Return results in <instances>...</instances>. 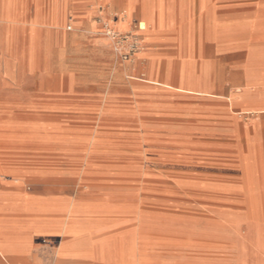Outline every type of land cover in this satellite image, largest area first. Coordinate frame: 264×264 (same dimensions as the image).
Returning <instances> with one entry per match:
<instances>
[{"label": "rangeland", "instance_id": "1", "mask_svg": "<svg viewBox=\"0 0 264 264\" xmlns=\"http://www.w3.org/2000/svg\"><path fill=\"white\" fill-rule=\"evenodd\" d=\"M125 1L0 0V180L18 178L23 192L72 183L71 195L121 207L100 209L120 213L112 225L134 210L112 253L114 236L100 239L107 263L128 261L132 230L143 238L133 264H264V107L244 110L264 102L244 92L247 74L264 73L256 1L212 0L209 14L207 0H137L140 20ZM37 2L42 22L47 8L64 16L40 31L35 55L47 49L55 78L43 86L19 25L1 20L18 11L26 22ZM17 129L51 139H4ZM160 225L172 238L150 231Z\"/></svg>", "mask_w": 264, "mask_h": 264}, {"label": "crops", "instance_id": "2", "mask_svg": "<svg viewBox=\"0 0 264 264\" xmlns=\"http://www.w3.org/2000/svg\"><path fill=\"white\" fill-rule=\"evenodd\" d=\"M255 1L257 3V0ZM212 2V0L208 2L211 7L209 14L214 9ZM143 4L137 6V0L134 4L135 10L138 7L139 20L141 19L139 12ZM126 6L127 0L124 9ZM257 15L264 18V14L257 13ZM208 41L215 45L220 43ZM261 57L264 62V57ZM254 78H264V73L247 74L244 92L254 91L246 87L248 79ZM261 90L264 91V88ZM208 94L209 91L201 95ZM260 105L264 107V102L250 104L245 106L244 110ZM62 185L65 192L63 190L58 192V188L54 187L57 186L56 184H46L45 188L23 192L18 178L12 176L0 180V264H50L51 259L55 260V264H112L101 261L96 253L103 246L100 239L105 233L124 230L119 228L121 224L112 226V221L121 216L117 213L106 215L99 209L103 206H120L102 199H90L83 194L71 195L69 191L73 189L74 184ZM102 225H107L109 228L97 232L98 227ZM129 232L136 238L139 237L134 231L129 230ZM136 248L137 245L132 255Z\"/></svg>", "mask_w": 264, "mask_h": 264}, {"label": "bare ground", "instance_id": "3", "mask_svg": "<svg viewBox=\"0 0 264 264\" xmlns=\"http://www.w3.org/2000/svg\"><path fill=\"white\" fill-rule=\"evenodd\" d=\"M209 2V0H207ZM49 2H47V6L49 5ZM41 9H42V5L40 2H37V3H32V6H31V19L26 21V22H21L20 18H21V15L18 11H13L14 14L12 16L9 17V19H5L4 20V16L2 17L1 20L5 21V22H9V23H16L19 25V31H20V36H19V41L23 44H26L28 43V46H29V54H30V57H29V60H28V64H27V71L29 73H32L36 79H38L39 81V84L41 86L43 85H46V84H49L51 82H54V76L52 75L51 73V70L53 65L52 62L51 63V57H50V53L47 51V49H45V55L43 58H38L37 54L35 55V52L38 53V50H39V35H40V31L41 29H46L48 30L47 32L49 31H54V30H57V28L61 27L63 25V22H64V16H61V18H58L60 16H53L54 15V10H53V14H52V11L49 10L47 8V19L46 21L42 22L41 19H40V13H41ZM256 10H257V13L259 14H264V0H257V3H256ZM150 13V12H149ZM60 14V13H59ZM151 17L153 19H155V15L153 13H150ZM46 16V15H45ZM145 19V18H144ZM44 24V25H43ZM139 27L141 30H144L146 29L145 27V23H140L139 24ZM9 29H14L12 26L9 27ZM19 42V43H20ZM256 45V44H255ZM258 45V44H257ZM263 45V44H262ZM53 50V49H52ZM47 52V53H46ZM55 52V50L53 51ZM57 52H55L56 54ZM57 56V55H56ZM53 57V56H52ZM264 57V56H263ZM55 65V64H54ZM59 67V66H58ZM58 69V68H57ZM58 72V71H57ZM30 76V75H29ZM64 87V86H63ZM76 88V87H75ZM262 89V87L260 85H256V88H254V91L256 90H260ZM53 92V91H52ZM35 97V96H34ZM43 98V97H42ZM52 98V97H51ZM57 98V97H56ZM70 99V98H69ZM77 99V98H76ZM121 100V99H120ZM34 113V112H33ZM57 114V113H55ZM68 115V114H67ZM77 116V115H76ZM79 116V115H78ZM97 116V115H96ZM157 129V128H155ZM159 129V128H158ZM165 129V128H164ZM168 129V128H167ZM42 129H39V131L37 132H34L32 130H22V129H17L15 130L14 134L11 135L10 137H7V138H4V139H12V140H17V141H24V142H33V141H40L41 142H48L50 140L48 139H51L49 133H47L46 131H41ZM125 132V131H124ZM38 133V134H37ZM48 140V141H47ZM37 141V142H38ZM91 144V142H90ZM28 145V144H27ZM78 155V154H77ZM242 160V159H241ZM241 163V162H240ZM25 165V164H24ZM141 165V164H140ZM249 167H251L252 169H254V164L251 160V157H250V160H249V163H248ZM158 169V168H157ZM54 171V170H53ZM124 172V171H123ZM144 172V170H143ZM244 173V172H243ZM166 174V173H165ZM245 175V174H244ZM31 181V180H30ZM34 181V180H33ZM33 181L31 182L33 184ZM36 181V180H35ZM38 181V180H37ZM81 181V180H80ZM28 183V182H27ZM78 183V182H77ZM29 185V184H28ZM40 185V184H39ZM46 185V184H44ZM77 185V184H76ZM99 186V185H98ZM125 186V185H124ZM44 187V186H43ZM80 187V186H79ZM247 187V186H246ZM90 189V188H89ZM88 191V190H87ZM91 191V190H90ZM162 191V190H161ZM168 192V191H167ZM251 192V191H250ZM77 193V192H76ZM176 193V192H175ZM254 193V192H253ZM95 199V198H94ZM133 199V198H132ZM135 199V198H134ZM116 206V205H115ZM163 207V206H162ZM113 208H117V209H121V207H111V206H103L102 208L100 209H103V210H106V211H109ZM124 209H126L125 207H122ZM140 208V207H139ZM172 208V207H171ZM99 209V210H100ZM127 210V216H125L124 218H122L120 221H118L117 223L113 224L112 226L113 227H116L118 224H122V223H125V222H128V221H132L134 220L133 216H131L132 214L135 215V212L134 210H130V209H126ZM174 210V209H173ZM183 210V209H182ZM181 210V211H182ZM186 210V209H185ZM188 210V209H187ZM147 211V210H146ZM184 211V210H183ZM197 211V210H195ZM189 212V211H187ZM192 212V211H191ZM193 213V212H192ZM105 214H108V213H105ZM120 214V213H119ZM123 214V213H122ZM196 214V213H194ZM68 215V214H67ZM203 217V216H201ZM214 219V218H213ZM164 221V220H163ZM113 223V222H112ZM139 224V223H138ZM77 225V224H76ZM102 227V226H101ZM109 227L108 226H105L104 228L102 227L103 230H107ZM178 229V228H177ZM128 230H123V231H119V232H113L111 233L110 235L114 236V239H112L110 242H109V246H108V249L109 251L112 253L113 251V247H114V244L116 243V241L118 240V236L119 234L121 233H124ZM151 232L157 234L158 236H161L165 239H168V237H171V234L174 235V232L169 230L167 227L163 226V225H160V226H157L155 228H152L150 229ZM183 231V230H182ZM192 231V230H191ZM198 231V230H197ZM201 231V230H199ZM198 231V232H199ZM196 232V230L194 231ZM210 232V231H209ZM108 233V232H107ZM106 233V234H107ZM201 233V232H200ZM109 234V233H108ZM136 234V233H135ZM137 235V234H136ZM233 235V234H232ZM172 238V237H171ZM104 239V238H103ZM142 240L141 238L139 237H135L132 233V238H131V243H130V246H131V254H130V257L128 258V261H124V263L122 264H131L133 263V258H132V253L136 247V245L139 243L138 241ZM193 240V239H192ZM195 240V239H194ZM200 241V240H199ZM204 241V240H203ZM207 242V241H206ZM118 245V244H117ZM140 250V249H139ZM137 252V251H136ZM259 252L261 253V249L259 250ZM217 253V252H216ZM228 253V252H227ZM168 254V253H167ZM172 254V253H171ZM184 254V253H182ZM225 254V253H224ZM177 255V254H176ZM179 255V254H178ZM189 255V254H188ZM137 256V255H136ZM185 256V255H184ZM198 256V255H197ZM207 256V255H206ZM216 256V255H215ZM237 258V256H236ZM136 259V258H135ZM137 260V259H136ZM178 260V259H176ZM185 260V259H184ZM182 261V260H181ZM62 262V261H61ZM135 262V261H134ZM172 262V261H171ZM183 262V261H182ZM169 263V262H168Z\"/></svg>", "mask_w": 264, "mask_h": 264}]
</instances>
